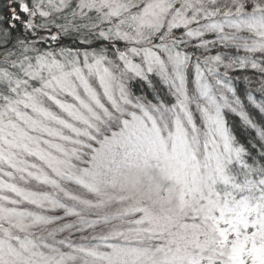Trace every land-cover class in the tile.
<instances>
[{"label": "snow or ice", "instance_id": "obj_1", "mask_svg": "<svg viewBox=\"0 0 264 264\" xmlns=\"http://www.w3.org/2000/svg\"><path fill=\"white\" fill-rule=\"evenodd\" d=\"M0 264H264V0H0Z\"/></svg>", "mask_w": 264, "mask_h": 264}]
</instances>
